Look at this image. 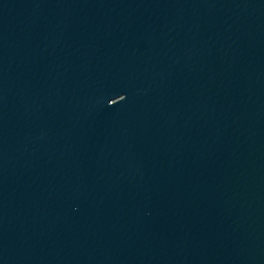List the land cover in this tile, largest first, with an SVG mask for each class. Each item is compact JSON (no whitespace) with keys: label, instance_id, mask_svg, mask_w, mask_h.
Segmentation results:
<instances>
[{"label":"water","instance_id":"water-1","mask_svg":"<svg viewBox=\"0 0 264 264\" xmlns=\"http://www.w3.org/2000/svg\"><path fill=\"white\" fill-rule=\"evenodd\" d=\"M0 264H264V0H0Z\"/></svg>","mask_w":264,"mask_h":264}]
</instances>
